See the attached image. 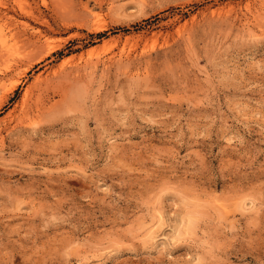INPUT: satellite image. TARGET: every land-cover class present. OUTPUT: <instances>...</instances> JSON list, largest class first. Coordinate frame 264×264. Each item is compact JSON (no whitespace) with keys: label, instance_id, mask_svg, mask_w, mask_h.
I'll return each mask as SVG.
<instances>
[{"label":"rangeland","instance_id":"obj_1","mask_svg":"<svg viewBox=\"0 0 264 264\" xmlns=\"http://www.w3.org/2000/svg\"><path fill=\"white\" fill-rule=\"evenodd\" d=\"M0 3V264H264V0Z\"/></svg>","mask_w":264,"mask_h":264},{"label":"bare ground","instance_id":"obj_2","mask_svg":"<svg viewBox=\"0 0 264 264\" xmlns=\"http://www.w3.org/2000/svg\"><path fill=\"white\" fill-rule=\"evenodd\" d=\"M0 2H1V0H0ZM0 7H3V3H0ZM5 7V6H4ZM26 12V11H25ZM31 16V15H30ZM96 16V15H95ZM29 17V16H28ZM35 17V16H34ZM253 17V16H252ZM38 19V18H37ZM98 19H99V17H98ZM44 20V19H43ZM41 23H42V21H40ZM101 22V20L99 19V20H97V24H98V26L99 27H102V22ZM45 23V22H44ZM96 24V23H95ZM44 25V24H43ZM49 29V28H48ZM40 32V31H39ZM10 33V32H9ZM27 33V32H26ZM11 35H13V34H11ZM10 35V36H11ZM33 35V34H32ZM8 36V35H7ZM28 36V35H27ZM26 36V37H27ZM13 37V36H12ZM15 37H17V35L15 36ZM25 38V37H24ZM44 37H42L41 36V34H39V36L38 37H34V40L32 41V42H30L31 40H29V39H27L28 41H26L25 42V40L24 41H22V39L20 40L19 38H16V39H19V40H17L16 41V39H13L14 40V42L13 43H11L7 38H6V36L2 33V31H0V50H1V54H0V56L1 57H4L5 55H7V59H6V64L7 65H5L6 67H5V69L4 70H0V74H1V76H0V86H1V89L3 90V93H1V94H3V97H5V95L6 94H8L9 92H11L16 86H17V84H18V81L19 80H14V81H12V82H10L9 84H7V85H4V79L6 78V76H7V72H9V71H11V69L13 68V64L14 63H16V61H24V60H26V59H28V58H31V56H34L35 55V51L36 50H39L40 51V49L39 48H41V50H42V48L43 47H45L46 48V46H47V50H48V52H51L52 50H54L55 49V47H57V46H55V42L53 43L52 41L51 42H48L45 38L43 39ZM56 39V38H55ZM43 40V41H42ZM18 44L19 45H22V47H24L25 49H26V53H24V54H22V53H20L19 51H18ZM44 44V45H43ZM41 45H43L42 47H41ZM58 45V44H57ZM59 47V46H58ZM46 50V51H47ZM37 52V51H36ZM45 52V51H44ZM34 54V55H33ZM47 54V53H46ZM35 57V56H34ZM27 62V61H26ZM25 63V62H24ZM26 64V63H25ZM14 66H15V64H14ZM16 66H17V64H16ZM20 76V75H19ZM42 80V79H41ZM6 81V80H5ZM8 81V80H7ZM34 86V85H33ZM25 91V90H24ZM31 94H32V91L30 90V89H28V90H26L25 92H24V95H23V97H21L22 98V100H21V102H20V104H19V108H18V111H16V120H22L23 121V119H25V118H27V117H29L28 116V111H30V109H29V107H30V98H32V96H31ZM39 99V98H38ZM32 101V100H31ZM12 117V116H11Z\"/></svg>","mask_w":264,"mask_h":264}]
</instances>
